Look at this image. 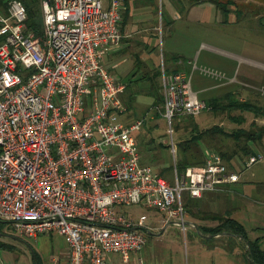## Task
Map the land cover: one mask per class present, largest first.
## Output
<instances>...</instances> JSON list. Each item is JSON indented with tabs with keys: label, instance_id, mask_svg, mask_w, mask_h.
Returning a JSON list of instances; mask_svg holds the SVG:
<instances>
[{
	"label": "built area",
	"instance_id": "1",
	"mask_svg": "<svg viewBox=\"0 0 264 264\" xmlns=\"http://www.w3.org/2000/svg\"><path fill=\"white\" fill-rule=\"evenodd\" d=\"M125 8L123 0H41L40 35L27 30L22 1L9 0L7 14L0 12V220L20 236L59 234L66 264H108V255L128 260L141 251L149 213L137 217L128 212L133 205L159 211L163 225L185 235L196 226L183 192L200 198L240 179L214 152L182 173L174 168L171 183L141 163L134 134L145 118L127 119L126 84L103 63L121 42ZM160 86L175 160L173 119L207 106L185 71L162 66ZM261 159L253 154L245 165Z\"/></svg>",
	"mask_w": 264,
	"mask_h": 264
},
{
	"label": "rangeland",
	"instance_id": "2",
	"mask_svg": "<svg viewBox=\"0 0 264 264\" xmlns=\"http://www.w3.org/2000/svg\"><path fill=\"white\" fill-rule=\"evenodd\" d=\"M131 2V11L125 17L126 22L122 31L126 42H123L121 49L125 48V50L121 52L125 58L116 59L109 54L103 58L105 67L116 79L126 81L130 77L136 55L147 66L144 68L140 66L138 73L133 77L135 79L142 78L143 74L154 67L161 69L164 66L168 72H187L183 69L171 70L168 68L169 53L178 52L182 61L186 63L188 58L191 59V55H195L198 51L199 62L191 60L193 66H198V69L190 72L192 88L195 92V89L198 90L200 85L210 86V90L199 92V98L209 103V95L221 96L231 92L241 101H249L264 108V0H201L205 6L203 20L202 22H186L189 29H186L185 35L176 31V23L174 28L169 27L168 23H171L169 19L175 17L176 8L173 5L177 0H162V40H160L159 32L156 29L160 19L156 18L159 15L158 1L131 0ZM134 9L141 10V12L133 14ZM180 57L178 58L180 59ZM201 67L215 70L224 78L215 79L205 76L199 71ZM228 77H232L234 81L225 84ZM217 83L224 85L213 87ZM144 86V83H139V87ZM159 92L162 95L161 88ZM90 100V97L86 98L88 108L91 107ZM150 102V98L138 95L134 105V117H143L145 114L144 128L141 126L134 134L136 141L137 135L144 132L143 142L155 139L157 142L165 144L171 140V137L166 131L168 125L162 116V106L153 107ZM233 114L243 116L244 122L240 125L234 124L228 120L225 113L213 112L208 107L193 120L200 130L218 125L226 132H231L238 126L249 129L252 122L258 126H264V114L256 116L253 112L238 110L233 111ZM188 121L185 119L184 122H181L175 118L172 123L175 126L181 122L180 126L183 127ZM166 133L167 135H165ZM187 135H189V130L180 128L176 133H173V138L175 141ZM222 143L225 146H230L232 140L227 138ZM140 148L144 147L141 145ZM263 149L264 138L260 146L257 147V152L264 153ZM166 151V148L159 150L160 156L163 154L161 163L164 166L172 162L169 150ZM247 159L248 156L243 160ZM244 161L235 160L237 171L241 173L243 180L252 177L251 172L253 171L264 176V160L249 168L246 167ZM154 164L156 167L157 163L154 162ZM168 177L174 182V176L171 173L168 174ZM182 197L184 201L191 198L186 191L183 192ZM209 198L202 197L193 200V204L188 208L190 218L193 217V222L200 226L210 227L214 226V223H218L217 220L206 218V213L213 214V217H216L217 214L230 216V211L226 210V204H224L225 196L214 198L209 196ZM262 202L264 205V200ZM128 212L138 217L142 213H152L153 209L150 210L143 205H133L128 208ZM237 219L247 229L258 221L264 222V217L252 215L246 209L237 216ZM191 229H196V227ZM191 229L184 235L179 228L171 226L161 236H149L143 250L133 257L130 264H138L140 255L145 260L144 264H164V262L170 263L171 261L173 264H238L244 262L239 258L237 250L229 251L221 247L208 248L204 244L207 239L200 237L198 232L197 234L195 232V235H198L196 241L199 242L193 245L194 241L191 240H193L194 234ZM16 238L23 240L26 244ZM64 242V238L56 233L37 237L20 236L11 223L0 220V264H31L32 260L35 262L27 244L36 253V257L38 254V264L39 261L40 264H53L54 261L56 262V258L66 250V242ZM110 260H113L111 264H124L119 256L112 255Z\"/></svg>",
	"mask_w": 264,
	"mask_h": 264
},
{
	"label": "trees",
	"instance_id": "3",
	"mask_svg": "<svg viewBox=\"0 0 264 264\" xmlns=\"http://www.w3.org/2000/svg\"><path fill=\"white\" fill-rule=\"evenodd\" d=\"M9 0H0V12L7 14V5ZM26 7L27 10V30L33 32L35 35H40L43 29L42 21V10L41 0H20ZM152 2L153 0H146ZM126 7L123 19L121 22V31L126 22L128 13L131 11L132 2L131 0H123ZM125 19V20H124ZM3 36H0V44L3 42ZM147 66L145 62L141 61L136 55L134 58L133 68L131 70L130 77L123 81L126 84V89L123 94V99L128 106L127 119H131L135 115L134 105L137 101L138 95H143L151 100L153 107L162 106L163 108V97L160 94V67H154L149 72L143 74L142 78H133L138 73V69ZM118 80V79H117ZM120 81V80H119ZM144 83V87H139V83ZM208 109L213 112L225 113L228 120L234 124L240 125L244 122V117L233 114V111L253 112L256 116L264 114V108L256 106L249 101H241L234 96V93L227 92L224 95L216 96L210 99L209 103H206ZM145 115V114H144ZM143 115V117H144ZM195 116H187L182 118L181 122L185 119L189 121L182 126L181 122L174 126V132L177 129L189 130V135L175 140L176 143V159L174 160L173 155L170 151L169 142L163 144L157 142L155 139L148 142H143L144 132L137 135V145L141 154V163L152 166L153 170L165 177L170 183L173 181L168 177V174L173 175L174 168L178 173H182L190 165H201L205 163L206 154L209 152L218 153L227 162L231 170H236V161H244L245 157H249L254 153H257V147L260 146L264 138V126H258L255 122H252L249 129L238 126L237 129L226 132L223 128L218 125L200 130L196 122L193 120ZM143 128L145 123L142 125ZM167 135V133L165 134ZM231 139L232 144L229 146L223 145L224 139ZM144 148L141 149L140 146ZM160 148H166L172 158V162L169 165H163L161 162L163 154L159 153ZM264 150V149H263ZM166 151V152H167ZM155 163L157 166L155 167ZM201 198V197H200ZM193 198L184 201L186 209L193 204ZM213 217V214L206 213L205 217L213 220H217L214 226L205 227L199 225V229L204 234L215 235L218 233L229 232L237 236H241L246 239V229L244 225L236 218L227 214H217ZM249 249L246 250L245 254L251 261V264H264V250L259 247L256 241H248ZM38 257V254H37ZM35 263V262H34ZM40 264V261H39Z\"/></svg>",
	"mask_w": 264,
	"mask_h": 264
},
{
	"label": "crops",
	"instance_id": "4",
	"mask_svg": "<svg viewBox=\"0 0 264 264\" xmlns=\"http://www.w3.org/2000/svg\"><path fill=\"white\" fill-rule=\"evenodd\" d=\"M188 1H190V2H188ZM158 3H159V1H158ZM158 3H157V7H159ZM187 3H190V4H187ZM173 6L176 8V10H175L176 14H175L174 19H169V21H171L172 24L170 22H168V23L170 24L169 27L172 26L173 28L175 26L174 24L176 23V25H177L176 31H178L179 34L185 35L186 31L189 29L188 25H186V22H191V23L193 21L202 22L203 14H204L203 10H204L205 6L203 5V3H201V0H177V2ZM162 8H163V5H162ZM162 11H163V9H162ZM140 12H141V10H136V9H134L132 11L133 14L140 13ZM157 17H158V15L156 16V18ZM162 17H163V15H162ZM162 22H163V20H162ZM195 32H196V30H195ZM124 41H125V39H124V35H123L120 44L117 46L110 47L107 54H109L110 56H112L116 59L124 57V54H122V52H123L122 50H125V48L121 49ZM177 53H175V54L169 53L170 58L168 59V68L171 70H178V69L179 70H181V69L186 70L190 76L191 70H194L196 68L198 69V66L197 67L193 66L192 61L199 62V58H200L199 52L197 51L195 53V55L192 54L191 55L192 58L191 59L188 58V61L186 63L184 61H182L180 55ZM178 57H180V59ZM199 71L201 74H203L205 76H211L215 79L224 78L219 72L212 70V69H209L207 67H201V69ZM233 81H234V79L232 77H228L227 82L225 84H230ZM191 84H192V80H191ZM223 85L224 84H218L217 83V84H214L213 87L214 86L219 87V86H223ZM209 88H210V86H208V85H200V88L198 90L195 89V92L197 93V95H199L200 91L206 92V91L210 90ZM209 97L211 99V98L216 97V96L209 95ZM256 154H262V159L256 163L262 162L264 160V153L263 152L262 153L257 152ZM245 163H246V160L244 161V164ZM256 163H254L253 165H255ZM253 165H251L250 167H252ZM251 173H252L251 174L252 177H250V178L247 177V179H245V180H243L242 175L240 173L239 181L234 182V183L229 184V185H225L217 191L206 192V193H204V195L202 197L209 198V196H211V198H214V197H218V196L219 197L225 196L226 201H224V200L223 201H224V204H226V210L228 209L227 211L228 212L230 211L229 212L230 216H232L236 219H237V216L241 212L244 211V209L249 211V213L252 215H255V216L258 215L259 217H264V205L262 204L263 203L262 200H264V199H260V198H264V176H263V174H259V172L257 174L255 171H253ZM190 199H192V198H190ZM193 199L196 200V199H200V198H193ZM187 211H188V209H187ZM162 218H163V215L157 210L156 211L154 210L152 213H149V219L146 221L147 226L151 229L149 231V236H161L166 231V229L170 228L171 226H174L170 223L163 225L162 221H161ZM192 218H190V213L188 211L187 221L192 222L195 224V226L199 227V224L198 223L196 224L195 222H193ZM237 220L239 221V219H237ZM214 224H216V223H214ZM244 227H245V225H244ZM245 229H246L247 240L243 239L241 236H237V235H234V234L229 233V232L218 233L215 235L204 234L201 232L200 229H199V231L203 234V236L200 234H198V235L200 237L207 239V242H204V244L207 245L208 248L221 247V248H224V249L229 250V251L237 250L238 255H240L239 258L241 259V261H244V262H240L238 264H251V261L249 260V258L245 254L246 250L249 249L248 241H256L257 244L259 245V247L264 250V222L258 221L256 224L250 226L248 229L247 228H245ZM191 231L194 234V236L192 237L193 240H191V241H194L193 245H196L199 242L198 240L196 241L198 235L196 236L195 232L197 234V231H196V229H191ZM138 253H140V251L131 253L128 260H123V258L120 254H111V255L107 256V261H108V264H111L113 260L112 261L110 260V256L115 255V256H119L122 263L130 264V262L133 260V257ZM140 260H142V264H144L145 260L141 257V255L138 257V261H137L138 264H140ZM67 262H68V248L66 245V250L63 251V253L60 257L56 258V262L54 261V263L66 264ZM31 264H35L33 260L31 261ZM164 264H173V263L171 261L170 263L164 262Z\"/></svg>",
	"mask_w": 264,
	"mask_h": 264
},
{
	"label": "water",
	"instance_id": "5",
	"mask_svg": "<svg viewBox=\"0 0 264 264\" xmlns=\"http://www.w3.org/2000/svg\"><path fill=\"white\" fill-rule=\"evenodd\" d=\"M196 229H197V232H198L200 235L203 236V234L199 231V229L197 228V226H196ZM16 239L19 240L20 242L26 244L23 240H21V239H19V238H16ZM26 246H27V247L30 249V251L32 252L33 257H34V260H35V264H38V260H37V257H36V253L33 251V249L31 248L30 245L27 244Z\"/></svg>",
	"mask_w": 264,
	"mask_h": 264
}]
</instances>
